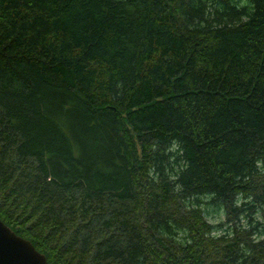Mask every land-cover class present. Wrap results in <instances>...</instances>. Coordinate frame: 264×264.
<instances>
[{
  "label": "trees",
  "instance_id": "16d2710c",
  "mask_svg": "<svg viewBox=\"0 0 264 264\" xmlns=\"http://www.w3.org/2000/svg\"><path fill=\"white\" fill-rule=\"evenodd\" d=\"M0 219L47 264H264V0H0Z\"/></svg>",
  "mask_w": 264,
  "mask_h": 264
},
{
  "label": "water",
  "instance_id": "95a60500",
  "mask_svg": "<svg viewBox=\"0 0 264 264\" xmlns=\"http://www.w3.org/2000/svg\"><path fill=\"white\" fill-rule=\"evenodd\" d=\"M0 264H47L31 242L0 219Z\"/></svg>",
  "mask_w": 264,
  "mask_h": 264
},
{
  "label": "rangeland",
  "instance_id": "374dc122",
  "mask_svg": "<svg viewBox=\"0 0 264 264\" xmlns=\"http://www.w3.org/2000/svg\"><path fill=\"white\" fill-rule=\"evenodd\" d=\"M201 207L203 209L204 215L207 220L217 223L223 219L222 210L218 209L214 205H210L208 203H204V200L201 202ZM217 227V226H216Z\"/></svg>",
  "mask_w": 264,
  "mask_h": 264
}]
</instances>
